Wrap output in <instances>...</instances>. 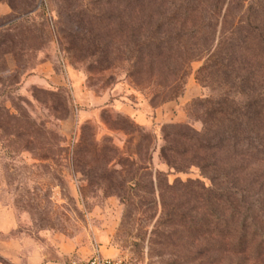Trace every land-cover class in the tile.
Masks as SVG:
<instances>
[{
    "label": "rangeland",
    "instance_id": "obj_1",
    "mask_svg": "<svg viewBox=\"0 0 264 264\" xmlns=\"http://www.w3.org/2000/svg\"><path fill=\"white\" fill-rule=\"evenodd\" d=\"M136 1L0 0V264H264V160L176 136L203 131L222 98L264 89V60L232 40L249 1L192 38L199 19H174L178 0L155 16ZM208 161L223 186L258 194L247 251Z\"/></svg>",
    "mask_w": 264,
    "mask_h": 264
},
{
    "label": "trees",
    "instance_id": "obj_2",
    "mask_svg": "<svg viewBox=\"0 0 264 264\" xmlns=\"http://www.w3.org/2000/svg\"><path fill=\"white\" fill-rule=\"evenodd\" d=\"M159 0H137L136 7L147 8L153 16L157 9ZM172 4L174 19H199V27L193 28V31L188 32L189 36L194 37L196 33H202L197 29H211L215 22L220 19L221 13L229 0H178ZM248 2V12L251 14L252 20L248 21L245 27L244 36L233 38L235 48H249L247 51L253 57L264 60V0H235ZM145 12L141 10V13ZM214 22V24H213ZM205 33V32H204ZM171 41V40H170ZM169 40L163 42L166 45H171ZM162 43V44H163ZM146 44V43H145ZM162 44L155 45L156 51L152 54H147L149 57L160 56L163 53ZM147 47V45H145ZM168 49H172L168 46ZM146 51V50H145ZM153 55V56H152ZM228 61V60H227ZM256 87L253 90V95H244V98L237 100H229L227 97L222 98L217 102V107L209 112L208 125L205 122L203 131L197 132L186 130L176 134L187 145L193 147L200 152L217 151L228 152L234 155L249 157L258 160H264V138L260 132L264 131V89L258 90ZM215 105V103H214ZM261 125V126H260ZM176 152V151H175ZM188 151L184 149L180 152L181 155H186ZM179 153V152H177ZM206 163V162H205ZM214 169L215 175L212 181L215 186L210 189L211 194L215 197L216 205H228L239 215L233 218L236 227L234 231L238 237V246L242 248L240 252L247 251L249 243V231L253 228L252 236L257 231L255 217L252 214H246L248 211H254L261 207L258 199V194H251V190L247 187H237L234 184L226 181V174L215 170L213 162L201 166V169ZM217 171V172H216ZM222 181V182H221ZM221 183V184H220ZM222 185V186H221ZM234 201V202H233ZM214 205V204H213ZM242 209L243 212H239ZM241 215H244L241 218ZM223 225L229 228L227 220L222 221ZM234 244V243H233Z\"/></svg>",
    "mask_w": 264,
    "mask_h": 264
},
{
    "label": "built area",
    "instance_id": "obj_3",
    "mask_svg": "<svg viewBox=\"0 0 264 264\" xmlns=\"http://www.w3.org/2000/svg\"><path fill=\"white\" fill-rule=\"evenodd\" d=\"M66 264H134V262L127 257H112L103 254H95L87 259L73 260Z\"/></svg>",
    "mask_w": 264,
    "mask_h": 264
},
{
    "label": "crops",
    "instance_id": "obj_4",
    "mask_svg": "<svg viewBox=\"0 0 264 264\" xmlns=\"http://www.w3.org/2000/svg\"><path fill=\"white\" fill-rule=\"evenodd\" d=\"M1 221V220H0ZM1 226V225H0ZM5 244V243H4ZM3 242L0 241V254L5 253V251L3 250L4 247Z\"/></svg>",
    "mask_w": 264,
    "mask_h": 264
}]
</instances>
